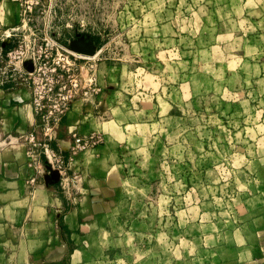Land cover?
Returning <instances> with one entry per match:
<instances>
[{
    "label": "rangeland",
    "instance_id": "obj_1",
    "mask_svg": "<svg viewBox=\"0 0 264 264\" xmlns=\"http://www.w3.org/2000/svg\"><path fill=\"white\" fill-rule=\"evenodd\" d=\"M255 1L243 13L240 0H0V99L32 106L45 140L39 94L45 117L66 112L52 139L68 115L104 121L111 114L99 101L120 100L114 117L139 135L143 159L111 207L114 229L135 233L122 239V262L206 263L207 250L223 245L215 234L248 215L252 160L264 149V7ZM225 30L226 46L217 41ZM80 37L94 55L72 48ZM249 42L260 44L259 56L246 51ZM227 60L224 76L216 63ZM77 120L66 126L72 138ZM28 163L51 184L47 161Z\"/></svg>",
    "mask_w": 264,
    "mask_h": 264
},
{
    "label": "crops",
    "instance_id": "obj_2",
    "mask_svg": "<svg viewBox=\"0 0 264 264\" xmlns=\"http://www.w3.org/2000/svg\"><path fill=\"white\" fill-rule=\"evenodd\" d=\"M258 1L257 7L262 9L264 0L263 3ZM240 2L244 13L248 4L256 1ZM230 35L225 30L218 34L224 39L217 41L226 46ZM252 45V42L247 43L246 51L259 56L262 47L256 44L259 48L254 50ZM227 63L229 60L216 63L217 71L226 65L224 76L229 72ZM257 65L258 78L264 82L263 52ZM11 96L16 97V94ZM8 99L10 96L7 101L0 99V264H139L121 261L125 252L122 239L126 235L134 238L135 233L127 231L122 235L116 227L114 229L119 216L111 212L116 204L113 195L122 189L124 178L133 174L136 162L140 165L143 159V148L133 141L139 135L130 136L134 129L129 131V127L133 124L123 125L126 121L114 117V112L124 104L113 100L108 105L101 99V109L111 115L106 121L95 118L99 120L96 123L90 117L68 115L60 126L61 134L48 141L49 148L67 155L73 138L66 126L77 119L78 132L87 134L97 130L102 132L104 140L72 156L68 172L72 169L69 173L73 177L66 174L72 183L47 184L37 181L39 174L32 163H28L31 159L27 152L28 137L35 123L32 106H13ZM260 127L264 128V122L257 125V129ZM261 135L259 145L264 142ZM131 155H136L132 164ZM42 159L46 162L45 156ZM252 161L257 163L255 174L258 177L256 185L246 194L252 196L244 200V204H249V213L238 217V221L232 220L223 235L215 234L218 243L223 245L210 247L207 262L201 264H264V149L259 148ZM33 178L36 181H31ZM140 264L167 263L160 257V261L146 259Z\"/></svg>",
    "mask_w": 264,
    "mask_h": 264
},
{
    "label": "built area",
    "instance_id": "obj_3",
    "mask_svg": "<svg viewBox=\"0 0 264 264\" xmlns=\"http://www.w3.org/2000/svg\"><path fill=\"white\" fill-rule=\"evenodd\" d=\"M46 99L45 95L39 94L34 100V108L39 116H41L40 124L46 130L45 136H49V139L46 140L40 137L36 127L32 129L29 134L28 142V155L32 158L33 161L38 164L41 161V158L45 156L48 164L53 168L59 171L60 181L69 182V178L66 175L69 170V161L72 156L76 155L80 151L94 148L98 144L102 143L104 138L101 132L92 131L87 134H82L78 131L73 132V144L69 148L67 155L64 153H58L54 149L49 148L48 141L52 140L54 129L60 125L63 116L66 114L65 110H62L60 114H56L53 118L51 116L45 117L44 114V100ZM37 126V125H36Z\"/></svg>",
    "mask_w": 264,
    "mask_h": 264
},
{
    "label": "water",
    "instance_id": "obj_4",
    "mask_svg": "<svg viewBox=\"0 0 264 264\" xmlns=\"http://www.w3.org/2000/svg\"><path fill=\"white\" fill-rule=\"evenodd\" d=\"M72 48L85 55H94L96 48L91 41L86 40L84 37H80L72 43ZM30 70H33V66L29 65ZM49 169V174L47 178L51 184L60 181V173L58 170L53 169L49 164L47 165Z\"/></svg>",
    "mask_w": 264,
    "mask_h": 264
}]
</instances>
